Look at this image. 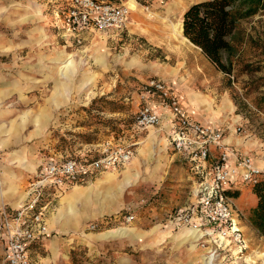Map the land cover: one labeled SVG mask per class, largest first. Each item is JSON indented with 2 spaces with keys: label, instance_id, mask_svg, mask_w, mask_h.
Here are the masks:
<instances>
[{
  "label": "rangeland",
  "instance_id": "rangeland-1",
  "mask_svg": "<svg viewBox=\"0 0 264 264\" xmlns=\"http://www.w3.org/2000/svg\"><path fill=\"white\" fill-rule=\"evenodd\" d=\"M110 1L129 7L124 29L67 43L58 24L65 0H0V80L14 86L15 78L9 82L8 76H22L16 81L17 87L22 85L21 95L13 99L0 93L1 107L18 111L13 120L25 124L5 133L10 138L5 156L12 148L25 147L41 161L57 152L97 157L108 143L134 149L124 165L102 169L79 184L90 186L100 177L117 175L111 183L115 188H109L117 197V209L74 230L48 227L44 246L32 249L34 264H264V236L250 221L257 203L253 186H244L241 199L233 200L246 239L242 251L233 245L220 247L207 235L192 237L186 228L179 235L185 225L176 214L191 200L197 178L186 159L165 150L162 139L154 140V129L134 130L142 85L160 77L181 91V102L194 119L208 116L218 127L204 124L219 128L235 153L263 165L264 13L240 22L234 75H228L186 39L180 27L186 9L202 0ZM177 23L182 32L174 35ZM65 93L67 103L63 98L61 104ZM231 137L241 142H229ZM39 179L33 174L28 181L37 185L41 203L52 216L72 187L41 186ZM4 186L8 184L0 164V192ZM131 215L135 218L128 221ZM131 228L138 234L125 232ZM115 229H120L118 237H95ZM1 232L0 217V264H6Z\"/></svg>",
  "mask_w": 264,
  "mask_h": 264
},
{
  "label": "built area",
  "instance_id": "built-area-1",
  "mask_svg": "<svg viewBox=\"0 0 264 264\" xmlns=\"http://www.w3.org/2000/svg\"><path fill=\"white\" fill-rule=\"evenodd\" d=\"M129 14L127 5L110 0H65L58 24L64 29L67 41L82 43L88 34L124 29ZM141 102L134 130L160 126L164 121L160 108L168 111L172 123L168 136L170 147L187 157L186 162L197 178L196 199L177 211L178 221L205 229V235L220 247L233 245L242 251L246 246L245 234L230 193L239 190L241 185L253 186L260 179L261 171L250 157L232 150L219 128L194 119L168 80L160 77L146 80ZM100 151L97 157L66 155L60 160H46L37 174L39 183L44 184L41 186L82 183L102 169L124 165L134 155L132 147L110 143ZM39 191L28 203L0 211L6 264H33V246L48 233L46 206L41 203ZM134 218L131 215L127 220Z\"/></svg>",
  "mask_w": 264,
  "mask_h": 264
},
{
  "label": "crops",
  "instance_id": "crops-1",
  "mask_svg": "<svg viewBox=\"0 0 264 264\" xmlns=\"http://www.w3.org/2000/svg\"><path fill=\"white\" fill-rule=\"evenodd\" d=\"M117 32L118 31H108L107 33H117ZM94 34L97 33H93L91 35L88 34L86 38L90 39L91 37H93ZM61 36H64L65 38L64 31L62 32ZM66 42L69 43L67 40ZM21 77L22 76L19 74L18 75L11 74V76H8L9 82H11L13 78H15V80L18 82V80ZM16 81H13L14 86H9V85H5L4 79L0 80V93L4 95L5 98L7 96L12 98L15 97V99H17L21 95L20 93L22 92V85L20 87H17ZM178 94L181 98L182 97L181 91H179ZM67 96L68 95H66V93L65 95L62 94L60 96L61 99L59 102H61L62 104L64 98L65 103H67V99H66ZM14 106L17 108L16 105ZM58 106H60V103L58 104ZM160 110H162L163 112L164 121L160 126L152 127L149 129L150 130L154 129L153 131H155L156 134L158 135V136L154 135L155 136L154 140H156V142H159L162 139L161 141L163 145L166 147L165 150H169V149L172 150L168 139L169 133L172 130V123L170 119L171 117L168 111L162 108H160ZM191 110L193 111L194 114H196V111H198L197 109L194 108H191ZM18 114L19 112L13 108H5V107L2 108L0 102V146H2L4 150V154L0 160L1 162L0 164H1L4 184H5V179L7 180V184H8V186L7 187L4 186L3 191L0 192V211L5 207L7 208L20 207L21 205H24L25 203H28L31 199H33V197L36 195V190L38 187H36L37 185H33L34 183H30L28 181L29 178H31L33 174L37 175V173L40 171L42 167L43 162L46 161L47 158H50L52 160H60L64 156L68 155L67 153L64 152H57L52 154L50 157L43 158L41 161L38 158L32 157V155H30L31 152L30 148L28 149L27 147H25L22 149L12 148L9 151V155L5 156V146L10 140L9 135L11 134V131L12 130L14 131L20 127L21 128L25 127V124L22 121L13 120L15 116ZM195 116H199V115H195ZM195 119L201 121L202 123H210V124L212 123L215 126H217L215 122L209 120L208 116L203 117V119L199 117H195ZM37 128L42 129L43 126L41 124H38ZM7 132L9 133V135L5 138V133ZM137 142H140V139L135 140V143ZM229 142L240 143L241 141L236 137H231L229 139ZM174 155L184 160L187 158L185 155H182L181 153L174 152ZM191 172L193 174L192 170ZM98 174L96 175V177L98 176ZM116 178L117 175L112 174L106 180H103L102 177H100L90 186L79 185L80 183L72 184L71 186L69 185L64 186L67 188L72 187L73 189L71 188L70 190H74V191L69 190L67 192V194L64 196L63 199L64 204L59 208L57 213H55L52 216H50V214L47 213L48 227H51V229L53 230H59L61 232L74 230L76 227L78 228L83 227L84 222H86L90 218H95L115 211L117 208L114 205V203L117 197L115 195V192L111 193L109 188L111 189L115 188V186H113L111 183ZM105 182H107L108 184ZM27 183H29L30 185L29 187L28 186L26 187ZM105 186H107L108 188L105 189ZM195 187L196 184L193 185L191 200L189 201V203H187V205L183 206L182 208L188 207L190 204H192L195 201L196 199L194 192ZM243 187L244 185H241L239 186L240 188L239 190L232 192V193L236 192L235 194H237L236 196H233L234 198L233 200L241 199L242 193L240 194L239 191L242 190ZM250 191L253 196V201L255 204L257 198L253 192L252 187H250ZM88 207H92V210L90 211ZM185 228L188 229V233L192 235V237L197 234H200V230L197 229L196 227L185 226L179 229L180 231L179 235ZM113 231L106 230L104 232H99L95 234V237H101V236L118 237L117 236L118 232H115V230ZM125 232L136 235L138 234L135 228L126 229ZM45 237H43L37 244H35L33 249L36 250L42 243H43L42 245L44 246L43 241H45L46 239ZM35 250H33V252H35ZM34 262L35 260L33 257V264ZM208 263H209V256H208Z\"/></svg>",
  "mask_w": 264,
  "mask_h": 264
},
{
  "label": "trees",
  "instance_id": "trees-1",
  "mask_svg": "<svg viewBox=\"0 0 264 264\" xmlns=\"http://www.w3.org/2000/svg\"><path fill=\"white\" fill-rule=\"evenodd\" d=\"M258 13H264V0L198 1L184 12L183 32L219 70L234 75L239 24ZM252 189L257 203L252 210L250 221L264 236V177L260 178ZM235 193L230 194L236 196Z\"/></svg>",
  "mask_w": 264,
  "mask_h": 264
},
{
  "label": "bare ground",
  "instance_id": "bare-ground-1",
  "mask_svg": "<svg viewBox=\"0 0 264 264\" xmlns=\"http://www.w3.org/2000/svg\"><path fill=\"white\" fill-rule=\"evenodd\" d=\"M180 27H183L182 26V23H180ZM173 29H174V35L175 34H177V35H179V34H181V32L182 31H180V29H179V24L177 23L176 25H174L173 26ZM183 30V29H182ZM183 37V36H182ZM187 39V38H186ZM255 163V166L260 170V171H263L264 172V162H263V165H260V166H258L257 164H256V162H254ZM260 164V163H259ZM262 164V163H261ZM261 167V168H260ZM186 226V225H185ZM197 228V227H196ZM197 229H199L200 230V239L206 234V231L205 230H203V229H200V228H197ZM120 230V229H119ZM119 230H116L115 229V232H118ZM114 232V231H113ZM123 232V231H122ZM120 233H121V231H120ZM214 252V251H213ZM212 253V252H211ZM214 254H216L215 252H214ZM215 259V258H214ZM211 261H212V258L209 256V263H211Z\"/></svg>",
  "mask_w": 264,
  "mask_h": 264
}]
</instances>
